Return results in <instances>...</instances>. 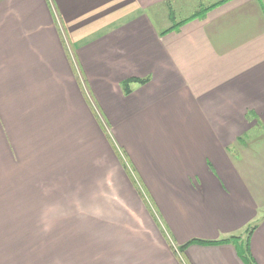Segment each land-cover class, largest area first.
I'll return each instance as SVG.
<instances>
[{"label": "crops", "instance_id": "0c3cea01", "mask_svg": "<svg viewBox=\"0 0 264 264\" xmlns=\"http://www.w3.org/2000/svg\"><path fill=\"white\" fill-rule=\"evenodd\" d=\"M193 1L0 0V178L115 264H264V0Z\"/></svg>", "mask_w": 264, "mask_h": 264}, {"label": "rangeland", "instance_id": "374dc122", "mask_svg": "<svg viewBox=\"0 0 264 264\" xmlns=\"http://www.w3.org/2000/svg\"><path fill=\"white\" fill-rule=\"evenodd\" d=\"M171 4L175 8V3ZM200 4L188 2L184 8L176 9V19L186 18ZM162 9L164 6L159 10ZM154 20L159 26L168 22L159 13ZM17 196L5 178H0V264H115L104 254L108 247L118 252V240L114 246V241L101 238L100 234L105 233H91L88 225L75 224L63 206L56 209L54 204L42 202L32 208ZM112 208L111 204L108 217L118 216V209ZM92 212H97V206ZM89 216L92 215L83 218Z\"/></svg>", "mask_w": 264, "mask_h": 264}, {"label": "trees", "instance_id": "16d2710c", "mask_svg": "<svg viewBox=\"0 0 264 264\" xmlns=\"http://www.w3.org/2000/svg\"><path fill=\"white\" fill-rule=\"evenodd\" d=\"M222 1L223 0H219L218 2L212 3L210 5L199 7L197 10H195L193 13H191L188 17H186L180 21H175L170 28L163 30L162 33L167 32L168 30H171L172 28L179 27L180 25L187 22L188 20L202 16L211 7L216 6L217 4H219ZM132 80H142V79L132 77V78L124 81L123 85L126 89H128L127 85ZM253 228H254L253 226L248 228L247 235H246L245 239H241V237H239L237 235H229L228 237L219 238V239L191 238L188 241H186L185 243L180 244L178 246V250L184 251L186 249V247L188 245H190L191 243L216 244V243H221V242H231L232 244H234L238 255L240 256V258L243 260V262L245 264H257L253 255L250 252V246H249V238H250V234H251Z\"/></svg>", "mask_w": 264, "mask_h": 264}]
</instances>
